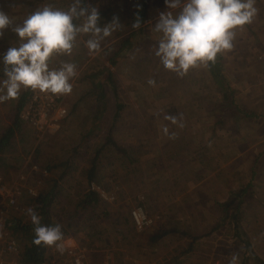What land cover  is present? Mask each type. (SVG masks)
Listing matches in <instances>:
<instances>
[{"label": "rangeland", "instance_id": "374dc122", "mask_svg": "<svg viewBox=\"0 0 264 264\" xmlns=\"http://www.w3.org/2000/svg\"><path fill=\"white\" fill-rule=\"evenodd\" d=\"M72 1L57 0L51 6L68 8ZM90 2L102 9L99 0ZM38 3L0 0V10H7L18 24L30 9L40 8ZM263 5L264 0L260 7L255 2L257 15L236 30L232 49L183 76L165 69L154 55L157 20L132 28L137 19L128 16L136 8L144 9L142 0L123 15L101 16L102 26L113 18L119 26L99 52L90 54L85 46L88 37L83 36L70 54L53 56L50 67L62 62L77 66L72 92L64 99L69 125L38 137L23 123L24 140L15 139V147L2 156L6 165L0 164V178L22 189L17 196L25 208L23 213H11L7 225L13 218L30 221L31 198L54 189L47 211L62 227L63 251L47 247L51 259L68 248H79L87 252L90 264H229L233 254L238 255V264H264V60L258 59L264 55ZM16 41L11 28L6 29L0 54ZM5 78L0 76V81ZM25 91L29 89L0 102V135ZM119 104L124 106L120 109ZM165 117H175L176 123ZM112 126L114 144L96 156L98 169L89 180L92 159ZM91 181L114 200L100 197L96 208L82 209L79 201ZM214 181L219 182L215 187ZM220 191L229 196L223 203ZM151 203L168 211L165 217L150 211L157 222L138 232L131 210L138 205L148 209ZM160 220L173 232L154 242L151 231ZM18 239L23 248V237Z\"/></svg>", "mask_w": 264, "mask_h": 264}, {"label": "clouds", "instance_id": "9594fccd", "mask_svg": "<svg viewBox=\"0 0 264 264\" xmlns=\"http://www.w3.org/2000/svg\"><path fill=\"white\" fill-rule=\"evenodd\" d=\"M164 4L170 10L159 13L153 28L159 34L154 55L165 69L180 76L215 62L218 54L232 49L236 30L257 15L255 0H164ZM100 19L99 10L85 6L84 0H73L67 9L45 5L18 24L0 10V37L9 28L17 37L16 43L0 54L6 77L0 81V102L15 99L22 89L29 88L56 95L71 93L77 66L62 62L52 68L50 60L70 54L83 36L88 37L85 46L89 53L99 52L102 42L119 26L117 18L103 26ZM140 27L137 19L132 28ZM165 118L176 123L175 117ZM163 131L168 134L167 127ZM27 214L34 225L33 244L55 246L62 252L61 225L42 224L33 208ZM238 259L233 254L229 264H238Z\"/></svg>", "mask_w": 264, "mask_h": 264}, {"label": "built area", "instance_id": "2783aa9c", "mask_svg": "<svg viewBox=\"0 0 264 264\" xmlns=\"http://www.w3.org/2000/svg\"><path fill=\"white\" fill-rule=\"evenodd\" d=\"M258 59L263 61L264 55H259ZM29 91L30 97L20 115L21 119L34 130L38 137H42L40 135L43 134L47 136L57 132L61 128L62 121L69 116L68 108L64 103L65 94L56 95L30 88ZM33 171L38 173L36 165H34ZM41 174L46 175L47 172L43 171ZM88 189L98 193L105 200H114L113 195L109 196L105 190L93 181L88 184ZM29 191L34 194L32 188ZM21 192L22 189L20 190L17 184L9 185L0 178V264H21V244L7 225L11 213L25 212V208L19 203V196H17ZM131 217L138 232L150 229L157 222V217L151 215L144 205L133 207ZM50 249L46 250L45 254L49 258L45 260V264H90L87 260V252L84 249L68 248L65 250L64 255L57 256L54 259H51L47 252Z\"/></svg>", "mask_w": 264, "mask_h": 264}, {"label": "trees", "instance_id": "16d2710c", "mask_svg": "<svg viewBox=\"0 0 264 264\" xmlns=\"http://www.w3.org/2000/svg\"><path fill=\"white\" fill-rule=\"evenodd\" d=\"M85 4V3H84ZM143 20H141V23ZM132 33H130L131 35ZM130 37L129 36L126 40H125V45L126 42L128 43V41H130ZM120 51V50H119ZM118 51V52H119ZM117 52L114 53L115 57H113V63L116 64V56H117ZM212 65V63H211ZM1 75L4 76V66L2 67L1 70ZM230 89V88H229ZM230 91L233 92V89H230ZM29 95L30 92L29 91H25L24 93L21 94V97H19V100L16 104V106L13 109V115L10 117V124L4 128L2 134L0 135V161H2L0 164L2 165H6V162L3 159V155L5 153H7V150H10L13 148V146L15 147V139H19V141H23L24 137H25V133L23 131L24 129V124L25 123L21 117H20V112L21 110L25 107L26 103L28 102L29 99ZM28 97V98H27ZM234 103V100H231V104ZM119 108L121 109L124 104H119L118 105ZM76 107V105H74V107L71 108V111L74 110V108ZM233 107H237L235 105H233ZM230 107H227V110H229ZM72 114V112H71ZM26 124V123H25ZM27 125V124H26ZM30 127V126H29ZM113 134H114V127L112 126V128L109 129L108 134L106 135V138L104 139V142L101 146H98V149L96 150V154L94 159H92L91 162V166L89 167V172H88V179L89 180H94L95 175H96V171L98 169V165H99V159L98 156L102 150H104L107 146L114 144L113 142ZM77 149H75V152L78 153L76 151ZM38 151L35 153V156H37ZM74 158L71 156L69 159V162L71 163V161ZM70 163H65V166L67 171L70 170L71 168V164ZM64 163H62L63 165ZM48 169H52V167H48ZM66 174V172H65ZM54 189H51L50 191L47 192H40L36 197L31 198V204H33V209L37 212V214L41 217V222L44 225H55V222H52V220L50 219L49 213L47 211V208L50 204V201L52 196H54ZM101 201V198L99 196L98 193L96 192H92V191H88L87 193H85L84 197H82V199L79 201L80 203V207L82 209H86V208H96L97 204ZM242 203V202H241ZM230 203L227 204V206H229ZM234 220L236 221V218H234ZM70 227V225H68ZM8 227L13 230L14 234L17 236H22L23 237V248H22V252L20 254V263L21 264H44L45 263V253L47 250V246H37L35 244H33V238H34V225L31 223L30 221H23L22 219L19 218H13L11 221H9V225ZM63 231V230H62ZM166 233H169V231H158L155 234H153L151 236V239L154 242H159L160 240H162L163 236L166 235ZM23 234H26L27 237L25 238L23 236ZM19 236V237H20ZM17 237V239L19 238ZM20 244L21 241L20 239H18Z\"/></svg>", "mask_w": 264, "mask_h": 264}, {"label": "crops", "instance_id": "0c3cea01", "mask_svg": "<svg viewBox=\"0 0 264 264\" xmlns=\"http://www.w3.org/2000/svg\"><path fill=\"white\" fill-rule=\"evenodd\" d=\"M39 1V3H40V8L41 7H43V6H45V5H52L53 3H56L57 2V0H48V1H46L45 2V0H38ZM91 0H84V3H85V6H93V4L94 3H92V2H90ZM100 2H101V4L103 5V6H101V10L99 11L100 12V16H104V13L106 12H109V13H111V15L112 14H118V15H123V14H125V12H128L127 11V9H129V8H131L133 5H136L137 3H139V2H141V0H122V1H115V0H99ZM143 1V4H145V6H144V9L141 11L140 10V8H136L137 9V11H136V13L135 12H131L130 14H129V16H128V20H135V19H139V20H143V21H145V20H149V19H155V20H157L158 19V17H159V13H161V12H166V11H169L170 9H168L167 7H166V5L164 4V0H142ZM15 2V1H14ZM20 2V1H19ZM43 2V3H42ZM48 2V3H47ZM255 2L257 3V5L260 7L261 6V3H263V0H255ZM38 3V4H39ZM72 3H73V1H72ZM99 3V2H98ZM42 4V5H41ZM107 4H108V7H107ZM54 7H56V8H60V9H67L66 7H64L63 8V6H57V5H54ZM262 7H264V5L262 6ZM143 8V7H142ZM98 9V8H97ZM135 9V10H136ZM34 11V8L33 9H30L29 10V13H28V15H30L32 12ZM5 13H9L7 10L6 11H4ZM106 15H108V14H106ZM102 18V17H101ZM104 18V17H103ZM105 19H107V18H105ZM111 19V18H110ZM110 19H107V20H110ZM14 20V22H16L15 21V19H13ZM142 21V22H143ZM141 22V21H140ZM144 23V22H143ZM102 22H101V26H102ZM130 34V33H129ZM14 43H12V45H13ZM11 45V46H12ZM222 56V55H221ZM221 58V57H220ZM4 66V65H3ZM0 68H1V65H0ZM0 76H2L1 75V71H0ZM4 78H5V76H3ZM264 116V113L262 114V116L261 117H263ZM68 118H69V116H68ZM68 118L67 119H65L64 121H62V123H61V131L62 130H65V128L67 127L68 128V125H69V120H68ZM263 122H264V120H263ZM254 145V144H253ZM190 180H192V179H190ZM214 183H215V185H214V187L216 186V184H218L219 182H216V181H214ZM236 188H235V185H232V190H235ZM221 192V191H220ZM221 193H223V192H221ZM225 196H226V193L224 194L223 193V199L221 198L220 199V203H223V202H225V201H227V199L229 198V196L227 197L226 196V199H225ZM222 200V201H221ZM149 208L147 209L148 210V212L150 213V214H152V213H154L155 212V214L157 213V214H160V216H161V214L163 215V217H165V211H168V209L166 208V207H155L152 203L148 206ZM147 208V207H146ZM150 211H152V213L150 212ZM168 213V212H167ZM162 217V216H161ZM162 228V229H164V227H166L167 229H168V223L167 222H165V221H163V220H160V222H158V225L156 226V231H161V230H158L159 228ZM167 229H165V230H162V231H169V233H166V235L165 236H163V238L164 237H166L167 235H170L172 232H173V230L171 231V230H169L170 229V227H169V229L167 230ZM156 231L155 230H153V231H151L152 233H156ZM162 238V239H163ZM163 242V241H162ZM158 245V244H157ZM140 264H142L141 262H140Z\"/></svg>", "mask_w": 264, "mask_h": 264}]
</instances>
